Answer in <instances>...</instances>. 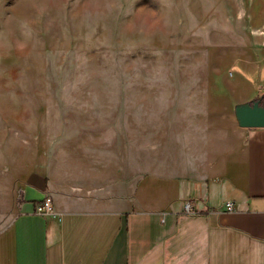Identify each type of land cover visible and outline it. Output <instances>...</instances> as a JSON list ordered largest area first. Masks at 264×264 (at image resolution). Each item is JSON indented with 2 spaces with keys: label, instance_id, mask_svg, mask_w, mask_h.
Listing matches in <instances>:
<instances>
[{
  "label": "crops",
  "instance_id": "0c3cea01",
  "mask_svg": "<svg viewBox=\"0 0 264 264\" xmlns=\"http://www.w3.org/2000/svg\"><path fill=\"white\" fill-rule=\"evenodd\" d=\"M249 9L248 25L264 33V0ZM255 48L259 72L234 69L241 90L259 92H168L149 143L146 111L131 120L130 105H117L112 121H76L10 169L0 264H264V127L240 116L247 104L264 107V41ZM47 195L52 219L34 212Z\"/></svg>",
  "mask_w": 264,
  "mask_h": 264
},
{
  "label": "rangeland",
  "instance_id": "374dc122",
  "mask_svg": "<svg viewBox=\"0 0 264 264\" xmlns=\"http://www.w3.org/2000/svg\"><path fill=\"white\" fill-rule=\"evenodd\" d=\"M253 1L0 0V187L44 142L112 121L117 105L131 120L146 111L149 143L168 92H259L234 69L261 68Z\"/></svg>",
  "mask_w": 264,
  "mask_h": 264
},
{
  "label": "water",
  "instance_id": "95a60500",
  "mask_svg": "<svg viewBox=\"0 0 264 264\" xmlns=\"http://www.w3.org/2000/svg\"><path fill=\"white\" fill-rule=\"evenodd\" d=\"M240 116L245 127H264V107L245 106L240 110Z\"/></svg>",
  "mask_w": 264,
  "mask_h": 264
},
{
  "label": "built area",
  "instance_id": "2783aa9c",
  "mask_svg": "<svg viewBox=\"0 0 264 264\" xmlns=\"http://www.w3.org/2000/svg\"><path fill=\"white\" fill-rule=\"evenodd\" d=\"M185 209L189 210L190 205L188 203L185 204ZM223 207L226 211L234 210V204L230 201H227L223 204ZM34 212L44 219H52L54 218V213L52 210V200L49 195L45 196L41 200L35 203Z\"/></svg>",
  "mask_w": 264,
  "mask_h": 264
}]
</instances>
